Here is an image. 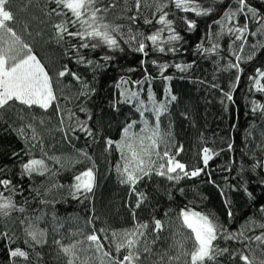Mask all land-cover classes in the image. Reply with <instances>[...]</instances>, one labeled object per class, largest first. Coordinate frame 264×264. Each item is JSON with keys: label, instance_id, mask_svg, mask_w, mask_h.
I'll use <instances>...</instances> for the list:
<instances>
[{"label": "trees", "instance_id": "trees-1", "mask_svg": "<svg viewBox=\"0 0 264 264\" xmlns=\"http://www.w3.org/2000/svg\"><path fill=\"white\" fill-rule=\"evenodd\" d=\"M104 3H109V0H104ZM116 3L118 6L107 13V22L123 25L124 31L130 25L134 31L138 29L145 34L154 30L152 26L144 24L143 19L134 25L127 19L135 14L132 0H127V3L125 0H116ZM199 3L206 8L211 7L212 12L208 16L196 17L170 5L169 18L175 21L174 26L183 37L181 51L176 55L150 52L146 66L153 76H158L157 70L150 63L152 59L170 64L196 61L191 69L183 73L170 67L165 73L173 77L170 82L160 78L153 81L152 89L157 100L163 97L166 84L170 85L172 94L177 97L169 105L168 113L162 116L161 127L171 133L175 145L183 146L184 150L177 159L189 165L190 169L203 167L199 155L203 147H209L219 152V155L209 162L206 172L198 177L185 178L175 183L153 175L137 185V191L143 192L147 199L136 209V219L150 224L147 237L149 242L154 238L151 234L152 218L160 219L165 224L161 233L162 240L156 245H150L155 253L174 251L169 245L174 240L186 237L188 230L182 228L178 219L179 212L184 207L209 215L232 232L241 229L250 220H254L257 225L264 223V214L259 211L264 206V183H261L264 179V168L253 167L258 161H264V118L259 113L253 114L250 104L251 100L264 103V95L252 94L248 90V77L255 74L256 68L264 70V48L257 47L253 59L241 64L243 73L236 91L233 92L235 104L225 101L228 105L225 111V104L221 103L224 97L220 89L229 90L235 78V70L222 69L229 62H236L230 48L234 37L227 34L222 36L219 39V54H209L207 58L196 52V45L204 43L205 47H210L206 38L209 25H212L213 32L219 31V26L214 25L213 21L220 19L229 5L235 7L236 4L235 0H199ZM250 3L264 15V0H250ZM11 7L17 16L14 29L22 41L31 46L33 54L53 78V88L59 97L61 109L65 113L71 110L81 122L86 121L93 130L94 138L77 133L79 139L72 138L70 142L65 140L64 134L59 131L61 125L55 106L47 112L34 108L20 113L22 106L10 107L0 112V169L3 170L0 171V179L11 180L18 188L16 193H11L16 209L10 210L7 217L0 216V264H12L8 250L16 247L29 254L27 260L16 258V264H67L68 258L60 252L54 240H61L64 244L84 241L83 247L87 248L85 237L93 229L103 238L104 235L111 237L113 231L122 232L133 227L131 209L135 208L137 197L135 194L130 195L129 187L119 182L115 165L118 162L122 164L123 161L115 148L105 151V140H119L122 127L130 120H139L138 113L130 105L119 104L118 110H114L112 102L118 95L115 84L122 76H130L134 80L141 78L143 73L140 60L143 57L122 42L125 51L111 53L114 59L106 65L101 57L109 53L107 49L81 50L87 59L93 60L100 67L93 69L79 64L70 50L75 41L66 38L65 41L57 42L52 23L59 18H49L46 15L48 0H31V3L29 0H12ZM126 8H131V11H125ZM144 15L151 18V10L144 9ZM184 16L196 21L197 27L194 31L189 32L186 29L180 19ZM239 20L241 24L244 22L243 17ZM22 24H26L27 28L23 29ZM249 28L250 31H257L258 25L250 22ZM247 39L244 51L239 53L243 57L252 53V45L264 43V35H249ZM65 64L87 81L90 87L95 88V92L90 93V96L77 98L80 85L70 76L62 79L57 77V72ZM129 68H136L137 71L129 72ZM213 84L219 87L213 88ZM144 97L145 94H142V98ZM80 107L85 108L86 112H80ZM20 115H23V120ZM88 115H91V120H87ZM41 120L44 121L43 124L40 123ZM28 123L35 126L39 134L38 141H43V151L37 141L30 156L39 159L47 152L49 157H59L63 168L61 164L47 160L48 166L56 175L33 176L31 179L21 175V161L29 158L24 155V151L30 141L21 138L16 129ZM66 125L67 121L65 128ZM140 125L138 123L136 126ZM25 131L30 138L31 129L26 128ZM228 143L233 144L231 152L227 150ZM78 150L86 151L92 159L88 160L79 155ZM13 153H19V156H14ZM77 160L80 162L77 163ZM93 162L96 174L93 193L88 194V199L83 196L79 200L72 199L68 185L72 182L73 175L92 167ZM208 173L211 174L210 177ZM54 184H63L65 187L58 190L53 187ZM245 188L252 193L253 198H249ZM180 189L184 190L183 193ZM221 189L224 190L223 196ZM0 191L5 196L10 195L2 186ZM225 199L231 202V219L227 215L229 209L225 206ZM21 207L23 212L18 210ZM165 213L168 215L165 216ZM37 217L40 218L37 221L38 227L47 232V243L30 246L24 242L28 239L24 229L29 221H36ZM100 229L105 232L100 233ZM261 231L264 230L254 227L246 235L254 237ZM3 233H7L11 239L5 238ZM71 233L75 235H70ZM104 243L105 248L109 249V241ZM187 243L190 246V241ZM217 243L221 248H229V254L219 258V264H243L238 256L235 260L230 259V254L234 251H243L250 259L254 258V264L264 261V245L259 242H251L253 253H249L238 241L219 240ZM111 250L115 254L114 249ZM90 252L91 250L87 254L81 253V260L86 255L90 256ZM91 257L93 263H99L94 259L96 256ZM157 259V255L149 254L147 259L142 258L140 264H155Z\"/></svg>", "mask_w": 264, "mask_h": 264}, {"label": "snow or ice", "instance_id": "snow-or-ice-1", "mask_svg": "<svg viewBox=\"0 0 264 264\" xmlns=\"http://www.w3.org/2000/svg\"><path fill=\"white\" fill-rule=\"evenodd\" d=\"M31 3V0H29ZM127 3V0H125ZM235 7L228 6L220 19L214 20L213 24L219 26V31L213 32L212 25H209L208 33H206L207 43L210 47H205L204 43L196 45V52L207 58V55H218L220 50L219 39L224 35L234 37L230 48L232 55L235 56V63L229 62L222 69L223 71L235 70V78L230 85L228 91L220 89L224 99L221 100L225 104V111L228 105L225 103L231 102L235 104L233 92L241 80L243 68L241 64L250 61L255 55L257 47L264 48V43L252 45V53L247 57L241 56L245 45L248 43V36L264 35V15H261L259 10L254 7L250 0H235ZM12 0H0V112L14 106H22L20 113H24L25 109L31 111L34 108H39L43 112H47L55 106V111L60 119L59 131L64 134V139L72 138L79 139L77 133H84L86 137H93V130L88 126L87 122H81L75 112L68 110L65 113L61 109L53 88V78L46 71L45 66L33 54L29 44L22 41L21 36L15 31L14 25L17 23V16L12 10ZM48 11L46 15L49 18H59L52 23V28L55 30L57 42L68 40L75 41L70 46V50L75 54L77 63L96 69L100 65L81 52L82 49L95 51L97 49H107L101 59L105 65L114 59L111 53L124 52L122 46L126 44L133 52L139 53L143 58L140 60V69L142 76L139 79H132L130 76H122L115 84L118 90L117 98L112 102L114 110H118L119 104L130 105L139 115V120H130L121 129L120 139L113 141L112 139L105 140V151L115 148L119 152L120 160L123 163H116L115 171L119 177V182L127 185L130 189V195L135 194L137 202L135 208L131 209L133 218V227L124 229L122 232L111 233V237L104 235L103 238L93 231L88 234L85 239L88 242L87 248H84V241H75L73 243L64 244L61 240L53 242L59 247L60 252L68 259L67 264H93V257L85 256L81 260V253L87 254L90 250L98 253L95 257L99 264H140L142 258L147 259L149 254L157 255L158 259L155 264H219V258L229 254V248H221L217 243L219 240L238 241L244 245L249 253L254 250L250 247L251 242H259L264 245V231L259 235L249 237L246 232L251 231L254 227H259L264 230V223L256 224L254 220H250L241 229L232 232L229 231L219 221L211 218L209 215L196 211L192 208L184 207L179 212L178 219L181 222L182 228L188 230L184 239L174 240L169 248L174 251H165L155 253L150 245H156L162 240L165 224L160 219L152 218L151 234L154 238L148 241V230L150 224L148 222H140L136 219V209L147 199L143 192L137 191V185L146 177L156 175L166 178L170 182L179 183L180 180L194 178L205 173L208 169L209 162L219 155V152L203 147L199 153L203 167L191 168L189 165L181 162L177 157L183 152L182 145H175L172 142L171 133L162 130L161 118L168 113L169 105L176 101V95L172 94L170 85L165 86L164 95L160 100H157L152 89V83L155 79L160 78L165 82H170L173 77L165 75L170 67H174L179 72H187L193 67L196 61L190 63H172L161 62L159 59H152L151 65L157 70L158 76H153L147 68L148 57L151 53L167 55L171 53L176 55L181 51V42L183 37L177 31L175 21L170 17L171 6L176 10L184 13H192L196 17L208 16L212 12L211 7H204L199 3V0H132V6L135 9V14L128 16L127 19L132 25L143 19L144 24L152 26L154 29L148 34L140 32L138 29L133 30L130 25L127 31H124V26L107 22V13L115 9L118 5L116 0H109L105 4L104 0H48ZM103 5V6H102ZM144 9L151 10V18L144 15ZM23 11V9H22ZM125 11H131V8H126ZM243 17V23H240L239 18ZM186 29L191 32L197 27L194 19H189L187 16L180 18ZM258 25L257 31H250L249 23ZM157 25L159 27H157ZM23 29L27 28L26 24H22ZM239 42V44H237ZM129 72L137 71L136 68H129ZM65 76H70L72 80L80 85L79 96H90V93L95 92V88L89 86L87 81L83 80L76 72L72 71L67 64L57 72V77L62 79ZM250 82L249 92L252 94L260 93L264 95V70L261 68L255 69V74L248 77ZM147 85V88L145 86ZM213 88H218L219 85L213 84ZM142 94L145 97L142 98ZM251 112L259 113L264 118V103L257 100H251ZM80 112H86L83 107L79 108ZM147 114H150L147 115ZM20 119H24L20 115ZM91 115L87 116V120H91ZM67 125L65 128V123ZM44 123L43 120L40 121ZM142 124L143 127L139 131H133L137 124ZM235 127V125H233ZM31 129L32 136L29 138L25 129ZM21 138L30 141L24 151V155L29 156L27 160L21 161V175L31 179L33 176L46 177L49 174L56 175L48 166L47 160H52L57 164H61L59 157H49L47 152L39 159L30 156L31 149L35 148L38 141V133L32 123H28L23 127L16 129ZM41 150L43 151V141L39 140ZM175 149V151H173ZM227 150H233V144L228 143ZM264 150V149H262ZM79 155L91 160L92 158L84 150H78ZM14 156H19V153H13ZM77 163L80 161L77 160ZM264 168V161H258L254 166ZM61 168L63 165L61 164ZM230 170V169H228ZM0 171H3L0 169ZM59 171V169L57 170ZM210 177V173H208ZM214 183V181L209 180ZM264 183V179L261 180ZM0 186L7 190L10 195L5 196L4 192L0 191V216H9L10 210L16 209L11 193H16L18 188L9 179H0ZM54 188L60 190L65 186L63 184H54ZM96 187L95 164L92 167H87L83 171L74 174L72 182L68 185L69 195L72 199L79 200L81 196L88 199V194L93 193ZM235 190V189H233ZM183 193V189H180ZM249 198L252 193L244 189ZM221 195H224V190L221 189ZM82 202V201H81ZM48 203V201H42ZM225 206L228 207V218L233 217V212L229 207L230 201L225 199ZM23 212L21 207L18 209ZM259 211L264 214V206H261ZM168 213H165L167 216ZM29 221L24 231L28 239L24 242L30 246L42 245L47 243V232L45 229L39 228L37 221ZM24 223V221H21ZM91 223V221H88ZM104 233V229L99 230ZM5 238L7 233L2 234ZM70 235H75L71 233ZM105 241H109L110 248H105ZM190 241V246L188 245ZM248 243H245V242ZM111 249H114V253ZM8 256L12 264H16V258L28 259V252L19 247L10 248ZM243 264H254V258L244 254L243 251H234L230 254V259L235 260L236 257ZM264 264V261H261Z\"/></svg>", "mask_w": 264, "mask_h": 264}, {"label": "rangeland", "instance_id": "rangeland-1", "mask_svg": "<svg viewBox=\"0 0 264 264\" xmlns=\"http://www.w3.org/2000/svg\"><path fill=\"white\" fill-rule=\"evenodd\" d=\"M141 127H142V124H141L139 127L136 126V127L133 129V131H139V128H141ZM89 255H90V256H96V257L99 256L98 253H94L93 251H91ZM83 259H84V258H83ZM83 259H82V260H83ZM94 259H95V258H94ZM77 264H81V262L78 261ZM93 264H99V263H93Z\"/></svg>", "mask_w": 264, "mask_h": 264}]
</instances>
